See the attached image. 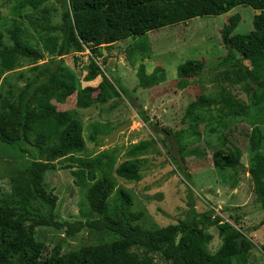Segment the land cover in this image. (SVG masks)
I'll return each mask as SVG.
<instances>
[{
	"label": "trees",
	"instance_id": "trees-1",
	"mask_svg": "<svg viewBox=\"0 0 264 264\" xmlns=\"http://www.w3.org/2000/svg\"><path fill=\"white\" fill-rule=\"evenodd\" d=\"M45 1L21 0L13 11L20 15L26 5L38 8ZM61 3L62 23L46 27L48 33L59 31L61 35L59 39L48 37L44 42L52 60L45 62L41 69L34 68L38 72L36 77L20 89L15 100L4 98L0 93V140L11 146L29 144L30 147H21V150L31 158L25 173L21 171L14 177L12 195L0 196V264H247V254L254 243L213 208L197 212L191 202L185 218L146 229L138 223L145 211L132 210L134 199L128 191L117 189L110 204L115 189L110 173L114 158L110 157L104 168L101 154L82 156L87 147L83 124L71 111L58 110L53 100L64 103L75 93L79 108L105 104L111 99L117 104L127 90L118 79H110L106 73L109 67L104 48L110 51L116 42L128 37L145 36L150 31L197 16L222 15L239 5H247L258 11L253 19L254 28L246 34H235L241 17L238 13L229 17L221 31L228 53L218 66L227 67V80L242 83L250 103L238 100L223 87L216 95L190 102L183 119L214 104L222 120L248 117L252 105L264 106V0H61ZM2 18L0 6V24ZM21 32V27L15 25L9 30L11 42L6 43L0 26V78L2 72L18 67L23 58L39 59L33 56L38 49L25 40ZM85 46L102 57L105 67L95 61L88 66L84 80L93 81L101 76L96 87L83 86L82 80L64 62L66 55L82 52ZM135 49H129V54ZM140 53L147 57V53ZM204 68L199 60H187L178 66L177 75L182 79L199 76ZM138 78L137 87H152L163 81L164 70L157 67L149 73L141 65ZM143 120L154 132L183 137L182 130L171 131L147 116ZM90 139L97 140V133H91ZM249 142L248 171L257 201L264 211V132L259 125L253 126ZM67 157L70 163L63 168L84 170L91 179L86 191L87 219L59 220L55 212L58 196L45 184V174L58 168V159ZM241 158L242 151L237 146L220 147L213 152L217 171L238 169ZM103 168V173L94 179L92 171ZM141 168L140 158L128 159L118 163L114 173L126 182H138L142 178ZM177 168L189 182V172L180 165ZM192 197L190 194L189 199ZM236 223L239 224V219ZM213 226L222 237L220 247L214 252L209 249L213 235L208 231ZM38 227L54 228L66 237L91 229L114 238L84 244L67 252L61 243L47 250V244L36 236ZM242 235L239 249L236 239Z\"/></svg>",
	"mask_w": 264,
	"mask_h": 264
},
{
	"label": "rangeland",
	"instance_id": "rangeland-1",
	"mask_svg": "<svg viewBox=\"0 0 264 264\" xmlns=\"http://www.w3.org/2000/svg\"><path fill=\"white\" fill-rule=\"evenodd\" d=\"M20 1L0 0L3 15L0 26L5 34V42H11L9 30L18 25L23 30L22 37L38 49L37 53L42 57L37 61L23 58L14 70L2 72L0 93L11 101L17 98L20 89L29 80L36 77L38 72L34 68L37 66L41 69L45 62L52 60L53 56L45 49L44 42L48 37L59 39L61 35L59 31L48 33L46 27L60 25L63 21L61 0H47L38 8L26 5L21 14L17 15L13 10ZM236 13L241 20L234 33L246 34L252 31L253 19L258 11L247 5H239L222 15L197 16L150 31L145 36H131L116 42L106 55L107 61L109 57H115L113 68H109L106 73L110 79H118L127 90L126 96L117 104L111 99L105 104L97 103L89 108H79L76 106L75 93L64 103L55 100L53 103L58 110L71 111L83 124L87 147L82 156L94 157L101 154L104 168L110 157L114 158L115 163L110 173L115 189L109 200L110 204L117 189L128 191L134 199L132 210L145 211V216L138 223L146 229H156L185 218L191 202L197 212L213 208L217 215L237 227L254 243L247 254L246 263L264 264V211L257 201L254 183L248 171L250 134L255 124L264 132V106L252 105L247 113L248 117H226V121L220 118L219 108L214 104L183 119L190 102L199 97L216 95L223 87L238 100L250 103L242 83L227 80V67L218 66L228 53L222 41V28L228 23L229 17ZM85 47L82 52L66 55L64 62L82 80L83 86L96 87L101 76L93 81L84 80L88 66L95 61L105 67L102 57H97L92 49ZM131 48L136 49L129 54L128 50ZM141 51L147 53V57H143ZM187 60L203 62L205 68L201 75L187 79L178 77V66ZM141 65L149 73L162 67L163 81L148 88L137 87L138 69ZM145 116L171 131L182 130L183 137H178L176 133L167 135L162 131L154 132L143 120ZM130 121L131 124L109 144L104 135ZM93 132L97 133V140L90 139ZM31 138H34L33 134ZM25 146L30 147L25 143L11 146L0 140L1 197L12 195L14 177H18L21 171L25 173L31 160L21 150ZM234 146L242 151L241 166L236 170L217 171L213 164L214 150ZM134 158L142 160L141 180L126 182L118 178L114 173L117 164ZM68 163V157L58 159V168L45 174V184L58 196L55 212L59 220L87 219L86 191L91 179L84 170L62 167ZM178 165L189 172V182L180 174ZM104 168L94 169L91 173L93 178H98ZM190 194L193 196L191 200ZM237 219L239 224L236 223ZM208 231L213 235L209 249L214 252L220 247L222 237L217 227L213 226ZM36 236L47 244V250L61 243L65 252L84 244L114 238L113 235L91 229L66 237L61 231L50 227H38Z\"/></svg>",
	"mask_w": 264,
	"mask_h": 264
},
{
	"label": "water",
	"instance_id": "water-1",
	"mask_svg": "<svg viewBox=\"0 0 264 264\" xmlns=\"http://www.w3.org/2000/svg\"><path fill=\"white\" fill-rule=\"evenodd\" d=\"M103 52H104V56H106L108 54V51L105 48H104ZM33 56H37L39 58L42 57V55L39 54V53H33ZM114 60H115V57H109L108 58L107 66L109 68H113V66H114ZM130 124H131V121L130 122H125V123L117 126L112 133H110L108 135H104V137H106V139L108 140V143L111 144L113 141L116 140L118 134L120 132L124 131ZM243 237L244 236L242 235V236H240V237H238L236 239L237 242H238L239 249H241V244H242Z\"/></svg>",
	"mask_w": 264,
	"mask_h": 264
}]
</instances>
